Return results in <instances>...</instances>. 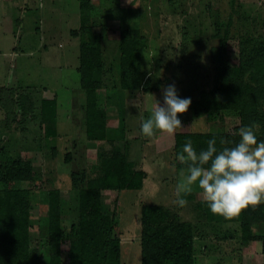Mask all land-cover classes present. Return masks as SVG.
Here are the masks:
<instances>
[{"label":"rangeland","instance_id":"1","mask_svg":"<svg viewBox=\"0 0 264 264\" xmlns=\"http://www.w3.org/2000/svg\"><path fill=\"white\" fill-rule=\"evenodd\" d=\"M25 2V3H24ZM89 9L92 32L100 36L105 71L101 91L107 97V136L128 141V159L146 172L140 190H103L102 202L119 200L121 264H141L140 214L160 204L191 226L194 264H264L260 240L241 245L236 223L207 221L196 203L199 189L176 203L181 169L175 166L174 134H141V121L155 104L163 103L161 86L175 83L181 97L198 98L216 82L215 53L220 34L227 38L226 58L237 62L253 49H264V0H93ZM10 10L19 22L0 43V169L19 158L28 159L33 177L31 219L43 234L47 224V191L60 189L61 221L68 249L70 227L78 216V190L100 173L102 142L85 135L84 92L79 85L78 44L70 34L76 26L77 0H14ZM0 6V11H1ZM19 19V20H18ZM135 24L145 39L142 86H119L118 45L121 29ZM79 26V25H78ZM10 38V40H9ZM44 98L56 101L54 137H46L40 108ZM184 129L177 131L232 132L239 124L232 111L195 116L179 114ZM73 176V178H72ZM19 186V184H17ZM1 182L0 188L17 186ZM261 235L264 224L254 227Z\"/></svg>","mask_w":264,"mask_h":264},{"label":"trees","instance_id":"2","mask_svg":"<svg viewBox=\"0 0 264 264\" xmlns=\"http://www.w3.org/2000/svg\"><path fill=\"white\" fill-rule=\"evenodd\" d=\"M79 26L70 30L78 39L79 85L84 92L85 135L88 140L101 141L99 151L100 173L85 180L78 190V216L70 227L68 249L61 221L60 189L47 191V224L43 234L31 219V189L23 186L33 177L32 164L28 159H17L0 169V181L19 186L0 188V264H121V239L119 200L113 207H106L101 198L103 190H140L146 177L128 159L127 140L107 136V97L103 82L105 64L100 36L92 32L89 9L93 0H78ZM144 36L137 24L123 27L118 45L119 86L123 90L141 88L143 81L142 50ZM226 34H220L215 53L216 82L211 89H204L198 98H191L188 110L195 116L212 112L232 111L238 114L239 124L232 132L177 131L174 134V161L177 169L185 167L176 158L181 146L188 140L199 151L207 147L213 137L217 147L221 141L237 142L236 135L242 126L258 124L257 135L264 139V49H253L249 56L240 55L237 62L227 60ZM56 101L44 98L40 115L46 137H54L56 129ZM73 178V176H72ZM201 215L209 222L236 223L241 245L260 240L264 249V231L255 234L254 227L264 224V203L241 210L235 217L213 214L204 200L196 203ZM141 264H194L193 235L191 226L177 219L160 204L145 205L140 214Z\"/></svg>","mask_w":264,"mask_h":264},{"label":"clouds","instance_id":"3","mask_svg":"<svg viewBox=\"0 0 264 264\" xmlns=\"http://www.w3.org/2000/svg\"><path fill=\"white\" fill-rule=\"evenodd\" d=\"M163 103L155 100L150 114L141 121L143 136L154 138L157 133L175 134L184 129L180 115L187 112L191 97H181L175 83L161 86ZM258 124L242 126L237 142L221 141L215 137L199 151L191 140L186 141L176 158L185 165L179 172L176 203L183 206L185 197L199 189L213 214L238 216L249 205L264 203V139L257 135Z\"/></svg>","mask_w":264,"mask_h":264},{"label":"crops","instance_id":"4","mask_svg":"<svg viewBox=\"0 0 264 264\" xmlns=\"http://www.w3.org/2000/svg\"><path fill=\"white\" fill-rule=\"evenodd\" d=\"M34 0H28V3L33 2ZM14 0H0V6H1V11H0V27L1 29H3L5 32L4 34L9 33L13 34L14 32H12V29L15 25L19 24L18 21L15 22V20L13 19V15L12 12L10 10H12L14 8L13 5ZM19 2L23 3V0H19ZM25 3V2H24ZM78 3V0H77ZM19 20V19H18ZM72 21L74 23H76V26L71 28V29H75L78 27L79 25V8H78V13L77 15H75V17L72 19ZM14 37V34H13ZM5 37L3 36V33H1L0 35V43L2 42V39H4ZM10 40V38H9ZM72 40H76L77 44H78V39L74 38Z\"/></svg>","mask_w":264,"mask_h":264}]
</instances>
